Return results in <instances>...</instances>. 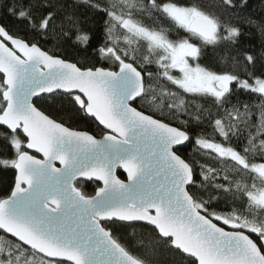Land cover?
Masks as SVG:
<instances>
[{
	"label": "snow or ice",
	"instance_id": "6c2138e0",
	"mask_svg": "<svg viewBox=\"0 0 264 264\" xmlns=\"http://www.w3.org/2000/svg\"><path fill=\"white\" fill-rule=\"evenodd\" d=\"M0 12L21 26L0 22V264H264V51L242 47L264 48V0Z\"/></svg>",
	"mask_w": 264,
	"mask_h": 264
},
{
	"label": "trees",
	"instance_id": "16d2710c",
	"mask_svg": "<svg viewBox=\"0 0 264 264\" xmlns=\"http://www.w3.org/2000/svg\"><path fill=\"white\" fill-rule=\"evenodd\" d=\"M185 2H191L195 3L196 0H185ZM200 3L207 4L210 2V0H199ZM252 8L253 11L258 10L259 8V0H252ZM0 22H3L5 24H9L13 28L19 30L21 28L20 25L16 24L14 21H12L9 17H7L3 12H0ZM98 26L93 25V28L95 29ZM261 38L251 32H248L245 34L243 41H242V47L250 49L252 51H255L257 53L264 51V48H261ZM95 43V41H94ZM61 55H68L69 58L71 59H81L83 60V57L73 51V50H67L66 52H61ZM208 62H213L214 57L209 53L208 57ZM88 63H94L95 61L91 58L87 60ZM242 100H251L253 99L252 97L248 96L247 94L242 95L240 97ZM179 123V121H177ZM76 127H79L81 129L93 132L97 137L101 135V130L99 127L91 120V119H86V120H79L78 123L75 125ZM180 154L184 156L187 154L188 157L193 156L192 151H181ZM118 177L123 179V176L121 175L120 172L117 173ZM12 176V173L10 171L8 172H2L0 171V194H3L8 182L10 181ZM96 188V184L88 182L83 186V191H85L87 194L92 195L94 193V190ZM119 235L125 240L127 244H129L132 248H136L140 245H143L145 247H149L150 243L152 242V236L150 234V231L148 229H133V228H127V229H120ZM161 259H166V260H171L172 256L171 254H168L166 250L161 251Z\"/></svg>",
	"mask_w": 264,
	"mask_h": 264
},
{
	"label": "water",
	"instance_id": "95a60500",
	"mask_svg": "<svg viewBox=\"0 0 264 264\" xmlns=\"http://www.w3.org/2000/svg\"><path fill=\"white\" fill-rule=\"evenodd\" d=\"M90 119V118H89ZM96 124V123H95ZM97 125V124H96ZM100 129V128H99ZM101 130V129H100ZM99 138V137H97ZM57 166H59V164L57 163ZM120 172L121 175L123 176V179L122 180H126V175L123 173V171L121 169H117V173ZM118 175V174H117ZM121 179V178H120Z\"/></svg>",
	"mask_w": 264,
	"mask_h": 264
},
{
	"label": "rangeland",
	"instance_id": "374dc122",
	"mask_svg": "<svg viewBox=\"0 0 264 264\" xmlns=\"http://www.w3.org/2000/svg\"><path fill=\"white\" fill-rule=\"evenodd\" d=\"M94 194V193H93Z\"/></svg>",
	"mask_w": 264,
	"mask_h": 264
}]
</instances>
